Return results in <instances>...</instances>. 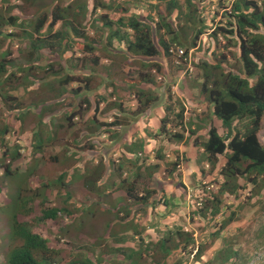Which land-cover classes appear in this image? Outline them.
<instances>
[{"label": "trees", "instance_id": "trees-1", "mask_svg": "<svg viewBox=\"0 0 264 264\" xmlns=\"http://www.w3.org/2000/svg\"><path fill=\"white\" fill-rule=\"evenodd\" d=\"M16 1H21L22 4H17ZM37 1L41 2L40 5L34 4ZM186 1L190 8L186 14L190 21L188 27L193 30L191 45L197 46L203 33L202 28L197 26L198 22H201L197 14L201 11L195 5L196 0ZM151 3L157 10L159 5ZM24 5L28 7L25 8ZM121 5L116 4L114 8H111L103 0H93L92 5L89 0H0V99L11 100L14 106V108L6 107L5 114H0V161L5 164L9 159L6 165L0 167L4 170L0 175V180L22 175L21 184L19 180L14 181L17 194L13 198L16 199V204L18 203L20 207L17 209L18 211H15L11 232L1 234H7L11 243L7 246L9 249L8 264H53L56 259L54 250L48 246V239L33 231L28 223L19 221L17 218L19 212L29 213L34 210L35 206H43V213L46 217L53 219L62 210L59 207L46 206L45 190L41 191L43 186L30 189L34 185V179L28 180V176L32 174L35 164L38 163L35 162L36 157L38 155L45 157L46 152H50L47 149L51 145L55 146L56 154L48 156L56 164L61 165L62 175L58 176V184L63 185V177L75 169L73 164L81 163V157L85 151L94 150V142L87 145L80 144L85 140V135L101 134L104 128L112 124L122 125L127 119V117H123L121 120L117 119L118 122L112 123L102 120L99 125L93 123L94 128H97V131L94 132L95 129L91 122L94 119L98 120L102 114L100 111L102 103L106 105L103 112H109L113 110L114 104L121 107L122 100L127 97L122 98L120 94H117L119 100L111 101L103 88L101 91L105 82L103 85L102 82L94 85L95 74L101 76L102 73L99 64L102 51L99 55H96L94 51L101 49L102 46L103 51H107L112 41L118 39L125 42L135 54L154 56L159 53V50L152 35L153 31L171 27L170 24L166 25V18L162 13L160 16L162 15L163 18L159 20L163 23L155 21L153 18L155 16L151 14H147L148 19L141 17L145 14H136L135 12L126 15L125 12L123 13L126 8ZM175 6L178 11L176 18L179 25L182 10L177 0L169 3L168 12L171 14L175 10ZM102 7L105 11L104 14L99 12L100 15L96 17L97 10ZM32 8L34 12L28 14L26 11ZM108 9H111L113 14H110ZM152 11L153 8L150 9V13ZM228 20L227 23L220 24L218 29L224 34L231 33L238 39V60L241 70H226L223 61L227 59V56L223 55V59L215 64L219 75L215 76L210 70L205 69L201 72L204 80L198 81L196 84L199 94L204 96L206 102L212 104L214 116L222 122L220 131L214 125L209 128L206 134L207 140L202 143L203 151L201 153V158L211 166L209 172L204 167L202 168V176H210L217 172L216 169H219V177L215 180L218 183V194L211 195V192H208L203 186L204 183L200 182L201 185L197 187L198 195H203L207 199L206 201L202 200L203 208H198L193 204L191 212L193 216L203 214L205 219L210 221L222 211L224 212L221 196H225V194L233 195L231 197L235 199L239 198V191L245 189L247 185H251L257 196L260 193L264 195V145L258 137L264 116V0H234ZM58 23H60L59 26ZM130 29L134 31L133 37L129 33ZM105 32L108 34V41L102 45ZM24 33L30 37L27 38L30 48H26V55L16 58L12 62L7 59L8 47L18 38L26 37ZM165 53L167 54V51ZM38 56L39 58L43 57L44 62L35 63L34 59ZM33 64L36 69L34 77L29 76L31 71L26 72L27 69H32ZM22 78L28 82L25 81L26 83L21 84ZM105 81H108V77H105ZM128 82L130 94H141L143 97L144 90L136 91L134 86L147 85L153 80L142 78L138 82L134 80ZM111 85H116V82L109 81L107 87ZM114 92L116 93V90ZM68 97H73V99L71 103L65 104L64 101ZM146 99H150L149 96ZM84 104H86V112L91 110L92 105L95 110L92 116L88 115L86 122H84L86 116L84 115L82 118L80 111ZM142 111L144 112V110ZM183 113V108L178 112L174 104L167 103L166 114L161 118L160 132L167 130L168 121H178L179 123ZM56 116L63 123L55 129L54 125H51V121ZM30 119H33L31 124ZM12 120L18 122L14 124ZM19 121L21 128L15 132ZM77 124H79L78 129L74 128V125ZM28 130L30 132L26 138L30 139L31 150L28 149L29 153L27 154H21L22 140H25L23 134H26L25 132ZM63 135H65L64 138L67 135V139L55 144L57 140L63 138ZM174 136L176 140H181L184 134L176 133ZM156 156L160 158L161 154L157 153ZM22 157L29 166L26 168V172L19 173L20 164L24 165L20 163ZM219 162L221 164H218ZM240 179L244 180V184L240 183ZM27 189L30 190L26 194ZM181 189L185 192L184 188ZM2 190V183H0V191ZM152 191L155 192L150 189L145 191L146 193L142 196H133V202L142 203L144 206L149 205L148 207L152 211L154 208H161L163 202L168 205L165 195L156 198L152 196ZM207 193L208 195H206ZM59 194H61L60 191ZM70 196L72 195L68 193V197ZM180 200L181 204L189 203L185 197H181ZM65 202L67 204L65 209L69 210L68 206L71 202L68 198L64 200ZM168 212L166 208L165 214ZM73 213L70 211L69 214ZM234 214L227 215L220 230L208 231L210 238L207 240V245H213L220 238L222 229L234 220ZM178 233L180 238L178 241L176 240L175 248L177 249L180 246L188 245L193 239L190 232L178 231ZM257 235L258 241L261 242L259 244L264 245V222L261 224V228H258ZM172 236L174 234L166 233L165 238H161L160 247L165 255L170 254L173 250L168 244ZM125 237L123 236L122 239ZM183 237L185 241L182 243ZM115 239L119 240V238ZM206 251L207 246H202L198 253V260L202 264H215L216 260H220L218 264H229L234 261V258L238 259L239 257H241L240 261L244 260L239 255V249L234 248L233 245L228 247L220 245V249L214 254V259H207ZM204 255L207 260H202ZM91 263L88 261V264Z\"/></svg>", "mask_w": 264, "mask_h": 264}, {"label": "rangeland", "instance_id": "rangeland-1", "mask_svg": "<svg viewBox=\"0 0 264 264\" xmlns=\"http://www.w3.org/2000/svg\"><path fill=\"white\" fill-rule=\"evenodd\" d=\"M72 1V0H69ZM91 5L93 4V0H89ZM171 1L174 0H110L109 2L114 4H122L124 8H126L125 12L126 15L135 12L136 14H145L142 15L141 17H146L147 14H151L155 17V21L158 19L161 20L162 15L160 16V13H162L164 16H166V22L171 24L172 29H166V30H159L157 32L153 31V38L158 44L160 49H163L162 44H160V40L158 39L162 36L163 40L165 42H169L170 46H173V48H181L184 50H188L187 57L188 58V63H191L193 66V73L189 76L191 85L188 83L189 78H186L185 81H182L184 83V86H182V83L177 85V93L180 94V96L183 97L184 102L188 105L190 110H193V106L198 100L199 95H196L197 90L195 88L194 80L195 77L200 76L199 74L204 70H210L215 76L219 75V70L215 69V62L221 61L223 58V55L227 56V59L223 61V66L226 70L231 69L233 71H240L241 70V64L239 62V46H238V39L234 37V35L230 34H224L222 31H219V25L220 24H225L227 23L230 18V12L232 9V5L234 0H197V6L199 11V14H197L199 20L201 22H198V27L202 28L203 33L200 36V39L198 40V45L195 48L189 49V45L191 42V38L193 36V30L192 28L188 27L190 24L189 18L186 17V13L189 10L187 9L184 3V0H177V2L180 4L181 7L180 9L183 11L182 16L180 19V24L178 25V19L176 18L177 16V11L171 12L169 14L168 12V5ZM156 3L159 5L157 10L153 7L152 3ZM41 2L37 1L34 2L35 5H40ZM69 3V2H67ZM114 4L111 6V8H114ZM25 8L28 6L24 5ZM153 8V11L150 13V9ZM176 8V6L174 7ZM110 13H112L111 9H108ZM155 10V12H154ZM160 10V11H159ZM26 11V10H25ZM28 14L33 13L34 9H30L26 11ZM101 12L99 9L97 10V13L95 14L96 17H98ZM103 13V10H102ZM148 19V18H147ZM148 23H151L150 21H147ZM187 24V25H186ZM60 23H58V26ZM177 30V31H175ZM99 32V30H98ZM101 33V32H99ZM93 34V33H92ZM102 34V33H101ZM176 37V38H175ZM175 39V41H173ZM158 41V42H157ZM189 41V42H187ZM23 43H28L27 38L24 40H18L17 44H19V47H17L16 43L11 44L8 47L9 52L7 53V59L11 60L12 62L15 61L16 58L22 57L26 55V53L23 52ZM211 43V44H210ZM4 47V46H3ZM22 47V48H20ZM2 48V47H1ZM118 50V49H117ZM101 49H97L95 51V54H98L99 52L101 53ZM42 55V53H41ZM110 60L106 61L105 59H102V66L105 64H110V68L107 69H102V74L101 76L99 74H95L96 76L93 78L94 80V85H98L99 82H102V85L105 84L101 87L106 90L105 94L108 95L109 100L114 99V94L112 93L113 87L109 86L107 88V84L109 83L108 81H105V77L107 74H109L111 71L113 72H121L123 69L125 72H121L120 74L121 78H123L122 75L136 79L138 75V70L140 67V61L142 59H138L135 61H128L125 59L124 55L118 52H112L108 54ZM37 58L34 59L35 63L38 62H44L43 57L40 59ZM192 62H191V60ZM168 63L169 66H173L172 61L173 57L169 59L168 57L165 59ZM194 61V64H193ZM130 62L131 64H129ZM207 62V63H204ZM37 63V64H38ZM147 63V62H146ZM152 64V63H151ZM172 64V65H171ZM199 64H203L202 66H199ZM150 66L149 64H147ZM101 67V66H100ZM144 68V71L146 69V66H142ZM170 68V67H169ZM35 66L33 64V67L31 70L27 69V73H29V76L34 77L35 76ZM25 72V73H26ZM30 78V77H29ZM25 79V78H24ZM26 82L28 80L25 79ZM23 78L21 81L22 83H26ZM67 88H71L72 86H65ZM142 87V86H141ZM99 88V87H98ZM144 88V87H142ZM160 97L158 100L154 103L153 107L156 108L158 106H162L163 103L167 102L165 100V90L164 88H160L159 90ZM176 96H174L175 98ZM72 101L71 99H66L64 102L65 104H69ZM182 102V101H181ZM4 102L0 99V110L3 109ZM6 105H13V104H8L5 103ZM127 107L130 109V112L128 114L125 113H119V116L122 117L125 115L127 117L126 120H124L123 124L119 126L113 125L110 128H104V131H102L101 134L97 133L96 135L100 136H92L90 134H86L84 137V141H82L80 144L81 145H87L94 140H99L100 145H96L97 149L92 150V151H85V153L82 155V162L83 164H95L99 160H102V166L108 165L109 164H124V170H127V180L128 182L123 183L126 184V186H129L128 184L132 183L135 190L136 194H140L145 192V188H152L155 187L156 185H162V181L160 179H157V184L156 182H152L153 176L150 178L146 172H147V165H155L159 164V167L161 169H165L166 173L162 175V180H165L168 182V178H170V174L176 172L175 169L173 168L172 164H167V161H171L173 159L167 158L166 154L167 153H173V149L171 147H167L165 144H159L157 139H154L155 137H151L153 135L152 133V128L158 127L161 123L160 121V116H158V113L156 112L159 108H157L156 112L157 116L154 115V112L151 116L148 117V114L146 112L147 117L144 118V112H139L135 116L133 113V110L139 108L140 106L142 107L144 105L143 102H139V100L136 98L132 102H127L126 103ZM212 105V104H211ZM86 105H83L85 107ZM135 106V107H131ZM196 107H199V117L204 118L205 120L208 119L209 112H210V105L208 103H201L199 102ZM94 106L92 107V109ZM164 108V107H162ZM89 110L90 116H92L95 112V110ZM136 112V111H135ZM164 112V111H163ZM85 113V114H88ZM105 113V114H104ZM2 114V113H0ZM88 114V115H89ZM108 115V117L111 116L110 122L113 119L112 113L110 111H105L103 114L99 116L98 120H94L92 123L94 132L97 131V128H94V124L99 125V122L102 120H105L107 117L105 115ZM15 118V117H14ZM210 118V117H209ZM87 119V117L84 119ZM149 119V121L147 120ZM30 124L33 123V119H30ZM108 121V120H106ZM213 123L218 124L217 129L219 128L222 129L221 127V122L218 119H211ZM14 124L15 120H12ZM208 121H203V124H206ZM94 123V124H93ZM198 123V122H197ZM196 123V124H197ZM19 126L16 129L15 132H18L21 128V123L19 121ZM54 124L55 129L57 128V125L59 124V121L57 119H53L51 121V125ZM79 128V125H76V129ZM103 129V128H102ZM220 131V130H219ZM29 130L25 132L26 134H23V137L25 140H22V147L25 150H31L30 146V139L26 138V135L29 134ZM120 136V138H119ZM185 136H188V134H185ZM259 139L261 143L264 145V116L262 118L261 122V128L258 133ZM203 135H199L198 139L195 140V142H200L203 140ZM13 140V137L11 138ZM10 139V140H11ZM193 140V138L190 139V137H184L183 142L181 143L182 150H184V157L179 160L180 167L179 169L181 170V175L185 182L188 184V188L186 189V199L189 201L188 204H181L178 203L176 204L177 208L176 210H173L172 215L175 216L176 222L174 230L176 229V226H181V227H186L188 228L189 231H192L194 234V237L197 238L198 244H201V246H207V251L205 252V255L208 256L207 259L213 258L214 259V254H216V251L220 249V245L223 247H228L233 245L234 248L239 249V255L242 256L243 261H240L241 257L238 259L234 258L231 263L229 264H264V245H260L258 240V235L257 231L258 228H261V224L264 222V195H261V193L257 196L256 192L251 185H247L245 189L240 190V197L239 198H234L231 197L233 195H227L221 196L222 198V203L224 205V212L222 211L216 218L213 220L205 219V216L203 214L198 215L195 214L193 216L192 210H193V204L201 202L202 200L206 201L207 198L200 196L198 197L197 191H199L196 187V185H200V182L197 184V178L198 175L194 173V169L198 168L201 164H204L202 158H201V151L200 147H194V145L188 146L187 144ZM61 142L60 140L55 142V144H59ZM181 142V141H180ZM179 142V143H180ZM178 143V144H179ZM19 144V143H16ZM95 144V143H94ZM174 146V145H173ZM188 146V147H187ZM187 147V149H186ZM186 149V150H185ZM55 149L54 147L50 149V152H54ZM141 151L142 154H139ZM177 152V151H176ZM157 153H160L162 156L160 158H157L156 155ZM134 154L136 157H134ZM133 158L132 161L135 162V164H144L142 165L140 171H142L141 175L138 177V181L136 180V171H130V168H134L133 164H130L128 160L125 161L126 158ZM208 162H205L206 166V171L209 172V169L211 166L207 165ZM55 164V163H52ZM198 165V167H197ZM116 167V166H114ZM178 169V168H177ZM176 169V170H177ZM219 169H217L216 173H213L210 176H200V179L198 180H205L204 185L207 189L208 192H211V195L213 194H218V183L215 182L216 178L219 177ZM149 171H154V167L150 168ZM79 178V175H75V179ZM220 179V178H219ZM174 180V178H173ZM79 182V180H78ZM240 183L244 184V180L240 179ZM108 184L105 183L103 184L104 187H106ZM117 187V184L114 185V188ZM264 187V186H263ZM177 188V184L174 183V185H171L167 191H163L162 194L164 193L165 195L168 193L174 194V190ZM201 191V190H200ZM264 191V190H263ZM140 192V193H139ZM125 195V192L123 190H120L116 192V204H119V200L124 199L122 196ZM208 195V193L206 194ZM168 196V195H167ZM202 197V199H200ZM1 199H7L6 196H0ZM96 199L102 207V202ZM62 198L58 197V199L55 201V203L58 206H63L62 204ZM125 201V199H124ZM16 199L14 198H9L6 202H2L0 200V235L3 233H10L11 232V226H9L10 223L13 222V217L15 214V208H16ZM88 211V210H87ZM206 212H208L205 209ZM230 213H235V218L234 221H232L231 224H229L227 227L222 229L221 234L219 235V239H217L216 242H214L213 245L209 244L207 245V240L210 238V234L208 233L209 230H220L224 220H226V217ZM156 216V215H155ZM157 217V216H156ZM160 218V217H159ZM163 220L165 217H162ZM65 219V217H64ZM148 219V218H147ZM152 220V219H150ZM166 220V219H165ZM78 226H84V223L82 221L77 222ZM75 227L73 226L69 230H63L58 233L60 236L59 240L61 242L66 243L67 245H71L77 250V254L81 255L85 260L86 263L83 262V264H88V261H91V264H131L129 257L122 255V251L124 249H128L131 247V242L134 241V239L130 236L127 235L123 239L116 240L114 238L109 239L108 242L105 241L104 244L101 246H96L95 244L97 242H102V235L104 232V228L101 227L100 229L96 230L93 232L92 235H89L85 232H80L81 237H86L88 239V244L86 246H83L84 242H81L79 238L77 237V231L74 229ZM88 229V228H86ZM112 229H114L113 225L108 226V232L112 233ZM1 237H4L3 239ZM0 237V264H6V257L4 255V250L7 251V246L9 244V238L7 237V234L1 235ZM148 238V237H147ZM58 239V238H57ZM152 243V242H151ZM108 244V245H107ZM175 241H172L170 243L171 246H174ZM105 245L106 246V251H104L102 255L100 252L95 250L97 247L98 250L102 249ZM151 248L147 250L146 247L143 246L141 248L142 254L141 256L146 258V262L143 264H154L155 261H161L163 260L164 256L162 252L156 248L154 245L149 244ZM74 248H68L64 247L61 248V253L60 256H58L59 260L65 261V262H70L72 257L71 254H73V249ZM207 253V254H206ZM148 254V255H146ZM150 254V255H149ZM204 255V258L202 260H207L206 256ZM141 256L139 253H135L133 255V259L135 264H139V260L141 259ZM151 257V259H150ZM171 258V259H170ZM169 260H167L166 264H202L201 261H197L195 258L190 259V257H186V255H182V253H175L171 255ZM121 261L122 263H119ZM220 260H216L215 264H218ZM61 264H65L64 262H61Z\"/></svg>", "mask_w": 264, "mask_h": 264}, {"label": "clouds", "instance_id": "clouds-1", "mask_svg": "<svg viewBox=\"0 0 264 264\" xmlns=\"http://www.w3.org/2000/svg\"><path fill=\"white\" fill-rule=\"evenodd\" d=\"M109 1L110 0H103V2L106 3V5L112 6L114 4V2L110 3ZM16 2H17V4H22L21 1H16ZM184 3H185L186 8L188 9L189 5H188L187 1L184 0ZM195 5L198 8L197 0L195 2ZM114 6H115V4H114ZM179 6L181 7V3L179 4ZM99 10L102 12L103 7L100 8ZM189 10H190V8H189ZM174 11H177V9H175ZM104 12L105 11L103 10L102 14H104ZM177 13H178V11H177ZM110 14H113V13H110ZM158 21H160V20L158 19ZM145 22H147V21H145ZM160 22L163 23L162 21H160ZM168 24L169 23L166 22V25H168ZM152 26H153V24H152ZM170 26H172V25L170 24ZM154 29H155V26H154ZM166 29H172V27H170V28L163 27L159 30L163 31ZM159 30H157V31H159ZM157 31H154V32H157ZM175 31H177V30H175ZM129 33L133 37L134 31L132 29L129 30ZM103 35L105 37H104V43L102 45H104L108 41V34H106V32H105ZM25 36H26V34H25ZM26 38H30V37L27 35L26 37L18 38V40H24ZM18 40L14 41V43L17 44ZM159 40H160V44H162L161 46H163V49H160L158 44L154 40L155 44L159 50V53L154 55V56H148V55H143V54H135V52H133L132 50H130L128 48V46L126 45L125 42H121L118 39H114L112 41L111 45L107 48V51H103V46H102V57H101L99 64L100 65L102 64V59L109 61L110 58H109L108 54L115 52V51L124 55L125 59L128 61H135L136 62L138 59H142V61H140V62L138 60V62L140 63L139 69H141V70H138V75H137L136 79L129 78V77H126L124 75H122L123 78H121L120 74H122L121 72H125L124 69L121 72L111 71L106 76V77H108V82L109 81H111V82L115 81L116 82V85H114V86L111 85V87L114 88L112 93L115 96L114 99H112L111 101L119 100L117 94H120L122 96V98L127 96L126 99L122 100V102H121L122 106L121 107L114 104L113 110L110 111V113H112L113 119H114L111 121V123L114 121L118 122L117 119L121 120L123 117H125V115L120 117L119 113L128 114L130 112V109L127 107L126 103L128 101L132 102L136 98L139 100L140 103L143 102L144 105L142 107L140 106L139 108L136 107V109L133 110V113L135 116L137 115L138 112L144 110V118H146L147 117L146 112H147L148 117H149L153 114L154 111L157 110V108H162V107H164L162 109L164 110L163 116H165L167 103L168 104H174L176 106V109L178 110V112H179V109H181V108L184 109L182 119L181 120L179 119V123H178V121H170V122L168 121V123L166 125V129H167L166 131L162 130V133L160 132L161 131V124H162L161 118L163 116L160 117L161 123L159 125V128L155 127V126L152 128L153 129L152 130L153 135L151 137H155L154 139H157L159 144H165L167 147H171V149H173V153H167L166 157L173 159L171 161H167L168 162L167 164H172L173 168L175 169L176 172L170 174V178L166 179V180H168V182H167L165 180H162L163 179L162 175H164L166 173L165 169H161L159 167V164H155V165H151V166H148V164H146L147 168H148L146 174L150 178L153 176L152 182L153 181L156 182L157 179H160L162 181L161 182L162 185H156L155 187H152V188H145L144 191H148L150 189L154 190L155 192L152 191V196L158 198V197H163L165 194L164 193L162 194V192L165 190L167 191V189H169V187H171V185H174V183L177 184V188L174 190V194L168 193L165 195L166 199L168 200V205H165V203L163 202V203H161V205H162L161 208L160 207L154 208L152 211L151 209H149V207H148L149 205L144 206L142 203H134L133 202V200H134L133 196H142L146 192H143V193L139 192L140 194H136L135 193L136 190L132 184L135 182H131V184H128L129 186H126V184H123V183L128 182L127 174H126L127 170H124V168H125L124 164H109V166L108 165L102 166V160H99L95 164H83V162L81 160L80 164H73L75 166V169L69 171L67 173V175L65 177H63L64 184L59 185L58 180H59V177L62 175L61 174L62 173V167L60 164L59 165L56 164V162L53 161L50 156H48V155H55L57 149L52 153L46 152L47 155H45V157L38 155L36 157V161H35L38 163L35 164V168L32 171V174L28 176V180L34 179V185H32L30 187V189L31 188H37V187L41 188L43 186L44 188L41 191L45 190L44 196L46 197V200H47L46 206H48V207H59V208H62V210H60V212L58 213V216L55 219H53V218L46 217L45 213H43V206H41V207L35 206L34 210L29 212V213H25L22 211L19 212L17 215V218L19 221L28 223L33 231L41 234L42 236H44L45 238L48 239V246L50 249L54 250V252H55L54 255H56V259H55V262L53 264H61V262H64L65 264H83V262L86 263V260L81 255L77 254L76 248H74L71 245H67L66 243H63V242H61V240H59L60 236L58 235V233L60 231H63V230H69L73 226L75 227L74 228L75 230H76V228L78 229V230H76L77 231V237L79 238V240L81 242H84L83 246H86L88 244V239L86 237H81L80 232H85L89 235H92L93 232L100 229L101 227L104 228V232L102 235V242H97L95 244L96 246H101L102 244L105 243V241L108 242V240L112 239V238L122 239L123 236L130 235L134 239V241L131 242V247H129L128 249H124L121 253H122V255L129 257L131 264H135L134 259H133V255L135 253H139L141 256V254H142L141 248H143V246L146 247L147 250H149L151 248V246L149 244H152V246L154 245L156 248H158L162 252L161 247H160L161 238H163V237L165 238L166 233H170L171 235L174 234V236L171 237L172 239H171V241L168 242V244H170L172 241H175V244H176V242L180 238L178 231L190 232L193 235V239L191 240V242L188 245H186V246L184 245V247L180 246L178 249L175 248V244H174V246L170 245L173 248L172 252L168 255H165L162 252V254L164 256L163 260L158 261V262L155 261L154 264H166V262H167V260H169L170 256L175 254V253H182V255H186L187 258L188 257H190V259L195 258L197 261H199L198 260V253H199L200 248H202V246H201V244H198L197 238L194 237L193 232L189 231L188 228L181 227V226H179V227L176 226V229L174 230V227H175L174 225L177 222H176L175 216L172 215V212H173V210L177 209L175 207H176V204L180 203V201H181L180 198L186 197V189L188 188V186H187L188 184L183 179V177L181 175V170L179 169V167H180L179 160L184 157V150L182 151L181 149L177 148V146L181 145V143L184 140V137H187V138L190 137V139L193 138V140H191V143L189 142L187 145L190 146V144H191V145H194V147H198V148L200 147V151L202 153V151H203L202 143H204L207 140V136H206L207 131L209 130V128L212 125H214L215 127L217 126L215 123H213L211 121V119H218V118L215 117L213 114V106L210 103L205 101L204 96L199 94V90H198L196 84L198 81L204 80L203 76H201V73L199 74L200 76L195 77V80H194L195 81L194 82L195 88L197 90L196 95H199L198 100L194 104L193 110H190L188 108L189 107L188 105H190V104L189 103L186 104L184 102L183 97L180 96L179 93H177V89H178L177 85H179V83L181 84L182 81H185L186 78H189L188 83L189 84L191 83L190 77H192V76H189V75H191L193 73L194 68H193L191 63H188V58H190V57H187L188 50L187 49L184 50L181 48L180 49L179 48H173V46L169 45V42L167 43L163 40L162 36L158 39V41ZM187 42H189V41H187ZM22 45H23L22 46L23 52L26 53L27 52L26 48H30V45H29V43H23ZM197 45H198V43H197ZM16 46L19 47V44H17ZM189 46H190L189 49L196 47V46H192L191 42H190ZM238 46H239V44H238ZM22 47H20V48H22ZM165 51H167V54L165 53ZM99 54H100V52L96 55H99ZM167 57L169 59H171L173 57L172 64L174 65V67L168 65L167 61L165 60ZM191 62H192V60H191ZM128 63L131 64L130 62H128ZM204 63H207V62H204ZM216 63H218V62H215V64ZM147 64H149L150 66H148ZM193 64H194V61H193ZM143 65L146 66L145 71H144V68L142 67ZM202 65L203 64H199V66H202ZM110 67H111L110 64L109 65L105 64L104 66L101 65L100 68L105 70V69L110 68ZM87 71L89 72V70H87ZM142 78H146V79L149 78V79L153 80V82H149L147 85L138 84V86H134V89L136 91L138 89L144 90L145 95L143 97L141 96V94L139 95V94L133 93V95H131L129 88H128L129 87L128 81L134 80L135 82H138ZM141 86L144 88H142ZM182 86H184V83H182ZM162 87L164 88L165 92L167 91L164 95L165 98L168 96L165 99V100H167V102L165 103V105L163 103L162 106H158V107L154 108L153 107L154 103L160 97V93L158 90ZM115 90H116V93L114 92ZM105 92H106V90H105ZM128 96H130V97H128ZM147 96H149L150 99H146ZM174 96H176V97L174 98ZM68 99H71V97H68ZM72 99H73V97H72ZM2 102H4V104H2L3 109L0 110V113L5 114V109L8 106L14 108L13 105H6L5 104V103L13 104L11 100L10 101H3L2 100ZM199 102L201 103V105H202V103L206 102L210 105V107L212 106L210 109V112H209L210 118L208 117V119L205 120L204 118L199 117V109L200 108L196 107ZM84 105H86V104H84ZM93 106L94 105H92V107ZM105 106L106 105L104 103H102V110H100V111H102V114H103V109L105 108ZM131 107H135V106H131ZM85 108H86V106L85 107L82 106V110H80L82 113V118L84 117V115L88 118V114H89L88 112L89 111L86 112ZM92 110H94V108ZM85 113H88V114H85ZM154 115L157 116V113L154 112ZM105 116L107 117L105 120H108L107 122L110 123L109 119H111V116L108 117L107 114ZM54 119H57V121H59L58 125L63 123V121H60L57 116ZM86 120H85V122H86ZM147 120L149 121V119H147ZM218 120L221 122L220 119H218ZM203 121H208V122L206 124H203ZM79 124H77V125H79ZM113 125H115V124L110 125L108 128L112 127ZM118 125L116 124V126H118ZM66 126H68V123H66ZM74 126H75L74 128H76V125H74ZM221 127H222V122H221ZM219 130H221V128H219ZM176 133H179V134L183 133L184 134L183 139H181V140L177 139L176 140L174 138L175 137L174 134H176ZM156 134H158V135L156 136ZM185 134H188V136H185ZM199 135H201V136L203 135V137H202L203 140L200 142H197V141L195 142V140L198 139ZM64 136L65 135H63V138H61L59 140L60 141L66 140L67 135L65 138H64ZM119 138H120V136H119ZM93 142L95 143L94 144V150H95V149H97L96 145H100L101 141L94 140ZM53 147H55V146L51 145L47 150H50ZM13 150H15V149H13ZM142 152L143 151H141L139 154H142ZM20 153L21 154H27L29 152H28V150L23 149V147L21 146ZM134 157H136L135 154H134ZM126 160H128L130 164H133L134 168L132 167L129 170L130 171H136V180L138 181V177L142 173V171H140V169H141L142 165H144V164H135V162L132 161L133 160L132 157L126 158L125 161ZM6 161L9 162V159ZM203 162H204V164H201L199 167L197 165L198 168L194 169V173H196L198 175L197 184H198V182L204 183V181H205L204 179L198 180V179H200L202 168L204 167L206 169L205 162H207V161L203 160ZM6 163L3 164V161H0V167L6 165ZM20 163H22L24 165L22 166L20 164L18 172L19 173L26 172V168L29 166V164H27L24 157H22L20 159ZM52 163H55V164H52ZM218 164H221V163L219 162ZM207 165L210 166L209 163H207ZM114 166H116V167H114ZM152 167H154V171H149V169ZM43 169H44V171H43ZM3 171L4 170L2 168H0V175L3 174ZM150 172H152V174H150ZM76 174L79 175V178H77V179H75ZM173 178H174V180H173ZM24 179L25 178L23 177V180ZM17 180H19V183L21 184L22 175H18V177L17 176H11V177H8L4 180H0V183H2V187H3V190L0 191V196L3 195V196H6V198H7V199H4V198L1 199L0 198V200L2 202H6L9 198H13L16 196L17 189L15 188L14 181H17ZM78 180H79V182H78ZM105 183L108 184L106 187L103 186V184H105ZM116 184H117V187L114 188V185H116ZM155 184H157V182ZM180 184H183V186H180ZM200 185L199 184L196 185L195 188L199 187ZM181 188H184L185 192H183ZM30 189H27L26 194H27L28 190H30ZM120 190H123L125 192V195L122 196V198H124L125 201H124V199L120 198V200L118 201L119 204H116L113 201H116V199H115L116 198V192H118ZM59 191L61 194L58 195ZM178 192L180 194H178ZM68 193H70L72 196L68 197ZM199 196H202V195H199ZM58 197H61L63 199L62 200L63 206H58L55 203V201L58 199ZM93 197L99 199L102 202V207H101L100 203L98 201H96V199H94ZM67 198L71 202V203H69V206H68L69 210L65 209V207L67 208V204H66V202L64 203V200ZM200 199H202V197ZM74 203H75V205L73 206ZM198 204H202V208H203L202 201L199 202ZM16 206L17 207L15 208V211H18L17 209L20 207V205L17 203ZM194 206L201 208V205L199 206V205H197V203H194ZM63 207H64V210H63ZM166 208L169 211L167 214H165ZM70 211H72L74 213L69 214ZM44 217H46V218H44ZM64 217H65V219H64ZM162 217H165L166 220L165 219L163 220ZM150 219H152V220H150ZM79 221H82L84 223V226H81V227L78 226L77 222H79ZM110 225L114 226V229H112V233L108 232V226H110ZM9 226L12 227V223H10ZM86 228H88V229H86ZM184 237L182 238V243L185 241ZM9 244H11V243L9 242ZM107 245H105L100 250H98L96 247L95 250H93V251L96 252V250H97L98 252H100V254L102 251V255H103L104 251H106ZM64 247L74 248L73 252H72L73 254H71L72 259L70 262H65V261L58 259V256H60V253L62 250L61 248H64ZM8 252H9V249L7 251L4 250V255L6 257V262H5L6 264H8V262H7ZM146 255H148V254H146ZM150 259H151V257H150ZM146 260H147L146 258L141 256V259L139 260V264H143L144 262H146ZM119 263H122V262L119 261Z\"/></svg>", "mask_w": 264, "mask_h": 264}, {"label": "crops", "instance_id": "crops-1", "mask_svg": "<svg viewBox=\"0 0 264 264\" xmlns=\"http://www.w3.org/2000/svg\"><path fill=\"white\" fill-rule=\"evenodd\" d=\"M164 110L162 109V108H159L156 112L158 113V116H160V117H162L163 115H164V112H163ZM216 124V123H215ZM217 126H218V124H216ZM182 145H178L177 146V148H179V149H181L182 150ZM188 147V146H187ZM187 147H186V149H187ZM185 149V150H186ZM183 151V150H182ZM178 194H180L179 192H178Z\"/></svg>", "mask_w": 264, "mask_h": 264}]
</instances>
